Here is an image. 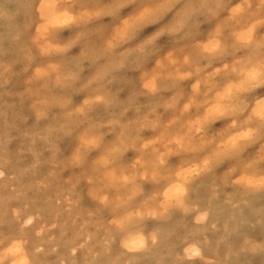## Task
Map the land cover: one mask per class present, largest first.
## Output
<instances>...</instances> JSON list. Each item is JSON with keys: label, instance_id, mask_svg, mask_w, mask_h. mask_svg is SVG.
I'll list each match as a JSON object with an SVG mask.
<instances>
[{"label": "rangeland", "instance_id": "374dc122", "mask_svg": "<svg viewBox=\"0 0 264 264\" xmlns=\"http://www.w3.org/2000/svg\"><path fill=\"white\" fill-rule=\"evenodd\" d=\"M115 1L117 2L107 0L108 3L117 5L115 9L109 8V13L108 8L103 6L104 0L0 1V48L3 47L0 49V264H52L53 259L55 264H192L193 261L198 264H264V192L257 189L259 187L249 185L264 175V170L258 166L264 163V143L259 137L256 141L236 139L235 142L241 147H233L236 129L242 126L246 129L247 117L242 121L246 124H229L223 130L217 129L215 136L207 131L209 127H216L219 118H231L235 114L236 117L242 116L248 108L247 103L237 97L242 94L247 72L256 66L258 68L262 61L264 62V33L260 31L264 28V12L259 7L261 0H217L214 6L206 7L201 14L191 13L186 20L174 17L175 13L170 5H173L175 0H119L117 4ZM41 4L44 5L43 9ZM250 5L257 6L249 7ZM103 9L106 13H103ZM161 9L168 12L164 17L156 18ZM5 16L9 17L8 27L5 26L8 22ZM53 27L54 30H51ZM86 32L88 34H85ZM209 40L212 41L213 47L218 49L215 53L205 51V44H208ZM195 50L198 53L195 54ZM122 52L125 55H122ZM222 59L227 63H220ZM246 60H249L247 66ZM209 82L214 87L209 86ZM230 92V95L235 92L234 96H229ZM230 98L234 104L229 103ZM221 100L222 102H219ZM243 106L245 109L242 110ZM252 107H256L255 103ZM137 110L139 112L136 113ZM145 115L148 116L144 118ZM171 120H176V123ZM233 125H236V129ZM165 126L168 130H164ZM233 128L235 130H232ZM222 131L228 135L225 133L224 136ZM81 133H84V138ZM197 138H205V141L198 142ZM231 139L233 141H230ZM198 143L199 145L194 146ZM192 150L194 152H191ZM215 157L217 159H214ZM220 158L223 159L219 161ZM171 161L176 163L172 164ZM117 165L119 168H116ZM96 166H102L98 167V172ZM167 169L170 170L166 171ZM227 171L232 172L228 175L230 172ZM133 173L139 175L136 180ZM162 173H169L170 176L166 175L165 178ZM123 179H126V182ZM240 181L242 182L238 184ZM171 185H184V198L182 195L178 198L167 197L166 190ZM116 207L118 209L115 211ZM56 208L60 211L57 212ZM33 214H36L34 219ZM94 229H98V233ZM153 229L157 230L153 232ZM6 235L20 236L22 239L10 247L5 243ZM135 236L143 239L146 237V248L130 251L129 247H126L129 240ZM113 241L114 243H111ZM194 247L201 250L199 256L190 255ZM17 248L27 254L29 252L28 261L23 260ZM154 254H157L156 257Z\"/></svg>", "mask_w": 264, "mask_h": 264}, {"label": "bare ground", "instance_id": "6f19581e", "mask_svg": "<svg viewBox=\"0 0 264 264\" xmlns=\"http://www.w3.org/2000/svg\"><path fill=\"white\" fill-rule=\"evenodd\" d=\"M0 1H1V0H0ZM14 1H15V0H14ZM65 1H66V0H65ZM118 1H119V0H117V2H118ZM130 1H131V0H130ZM216 1H217V0H175V1H173V2H175V3H174L173 5H170V7H171V10H173L174 13H175L174 17L177 16L178 19L182 17L183 19L186 20L187 18H189V17L191 16V13H196V12H197V14H201V11H203L206 7H212V6H214V3H215ZM58 2H59V1H58ZM58 2H57V3H58ZM115 2H116V1H115ZM117 2H116V4H117ZM166 2H167V1H166ZM246 2H247V1H246ZM15 3H16V2H15ZM60 3L62 4V3H64V2H60ZM124 3H125V2H124ZM55 4H56V3H55ZM119 4H120V3H119ZM162 4H163V3H162ZM120 5H121V4H120ZM120 5H119V6H120ZM160 5H161V4H160ZM13 6H14V5H13ZM17 6H18V4H17ZM61 6H62V5H61ZM119 6H118V7H119ZM144 6H145V5H144ZM5 7H6V6H5ZM8 7L10 8V6H8ZM19 7H20V6H19ZM70 7H71V5H70ZM61 8L63 9V7H61ZM61 8H60V9H61ZM81 8H82V7H81ZM156 8H157V7H156ZM11 9H12V7H11ZM16 9H17V8H16ZM66 9H68V8L66 7ZM88 9H90V8H88ZM100 9H101V8H100ZM100 9H99V10H100ZM104 9H105V8H104ZM104 9H103V11H104ZM29 10H31V8H30ZM96 10H97V9H96ZM108 10H109V8H108ZM155 10H156V9H155ZM161 10H162V9H161ZM161 10L159 11V14H158V16H157L156 18L159 17V19H160L161 17H164V15L168 12V10H166V9H165V10H162V11H161ZM77 11H78V10H77ZM77 11H76V12H77ZM79 11H80V9H79ZM86 11H87V10H86ZM88 11L91 12L90 10H88ZM105 11H106V9H105ZM105 11H104L103 13H106V12H107V11H106V12H105ZM208 11L210 12V10H208ZM211 11H212V10H211ZM0 12H1V10H0ZM2 12H4V11L2 10ZM6 12H7V11H6ZM6 12H5V14H6ZM28 12H29V11H28ZM68 12H70V11H68ZM68 12H67V13H68ZM76 12H75V13H76ZM109 12H111V10H109L108 13H109ZM26 13H27V12H26ZM60 13H61V12H60ZM65 13H66V11H65ZM92 13H94V12H92ZM108 13H107V14H108ZM28 14H29V13H28ZM70 14H71V13H70ZM72 14H73V13H72ZM101 14H102V12H101ZM107 14H106V15H107ZM180 14H181V15H180ZM211 14H212V13H211ZM6 15H7V14H6ZM14 15H17V14H14ZM102 15H103V14H102ZM110 15H111V13H110ZM145 15L147 16V14H145ZM148 15H149V14H148ZM213 15H214V14H212V16H213ZM8 16H9V15H8ZM8 16H7V17H8ZM11 16H12V15H11ZM75 16H77V15H75ZM100 16H101V15H100ZM100 16H99V17H100ZM152 16H153V15H152ZM179 16H180V17H179ZM2 17H3V16H1V18H2ZM5 17H6V16H5ZM7 17H6L5 20L8 21V22H7V24H5V26L7 25V27H8V26H9V25H8L9 20H7ZM70 17H72V16H70ZM97 17H98V16H97ZM97 17H96V18H97ZM99 17H98V18H99ZM134 17H135V16H134ZM8 18H9V17H8ZM90 18H91V17H90ZM3 19H4V18H3ZM15 19H16V17H15ZM88 19H89V18H88ZM92 19H94V18H92ZM109 19H110V18H109ZM143 19H144V18H143ZM143 19H142V20H143ZM149 19H150V18H149ZM12 20H13V19H12ZM17 20H19V19H17ZM90 20H91V19H90ZM150 20H151V19H150ZM156 20H158V19H156ZM3 21H4V20H3ZM14 21H15V20H14ZM86 21H87V20H86ZM143 21H144V20H143ZM146 21L148 22L147 19H146ZM140 22H141V21H140ZM149 22H150V21H149ZM154 22H155V21H154ZM0 23H1V22H0ZM18 23H19V22H18ZM22 23H23V22H22ZM69 23H70V22H68V24H69ZM73 23H74V21H73ZM176 23H177V22H176ZM256 23H257V22H256ZM16 24H17V23H16ZM136 24H137V22H136ZM144 24H145V22H144ZM144 24H143V26H144ZM151 24H152V23H151ZM174 24H175V23H174ZM177 24H179V23H177ZM3 25H4V24H3ZM3 25H2V26H3ZM14 25H15V24H14ZM30 25H31V24H30ZM69 25H70V24H69ZM80 25H81V24H80ZM80 25H79V26H80ZM87 25H88V24H87ZM179 25H180V24H179ZM0 26H1V25H0ZM5 26H4V27H5ZM17 26H18V25H17ZM26 26H27V24H26ZM26 26H25V27H26ZM63 26H65V25L63 24ZM70 26H71V25H70ZM72 26H73V25H72ZM75 26H77V25H75ZM81 26H83V24H82ZM84 26H85V24H84ZM143 26H142V27H143ZM10 27H12V26H10ZM15 27H16V26H14V29H15ZM48 27H49V26H48ZM51 27H52V26H51ZM58 27H59V26H58ZM95 27H96V26H95ZM132 27H134V26H132ZM217 27H218V25L216 26V28H217ZM54 28H55V27H53L51 30H54ZM59 28H61V26H60ZM78 28H79V27H78ZM135 28H136V27H135ZM135 28H134V29H135ZM173 28H174V27H173ZM175 28H176V27H175ZM175 28H174V29H175ZM180 28H181V26H180ZM216 28H215V29H216ZM251 28H252V27H251ZM3 29H4V28H3ZM9 29H10V28H9ZM12 29H13V27H12ZM56 29H57V28H56ZM94 29H95V28H94ZM94 29H93V30H94ZM96 29H97V28H96ZM99 29H100V28H99ZM99 29H98V30H99ZM114 29H115V28H114ZM116 29H117V28H116ZM169 29H170V28H169ZM174 29H173V30H174ZM215 29H214V30H215ZM218 29H219V28H218ZM218 29H217V30H218ZM25 30H26V29H25ZM27 30H28V29H27ZM81 30H82V29H81ZM98 30H97V31H98ZM126 30H127V29H126ZM135 30H136V29H135ZM137 30H139V29H137ZM161 30H163V29H161ZM177 30H178V29H177ZM177 30H176V31H177ZM217 30H216V31H217ZM251 30H252V29H251ZM13 31H14V30H13ZM116 31H117V30H116ZM118 31H119V30H118ZM159 31H160V30H159ZM174 31H175V30H174ZM216 31H215V32H216ZM7 32H8V31H7ZM20 32H21V31H20ZM25 32H26V31H25ZM48 32H50V31H48ZM48 32H47V34H48ZM94 32H96V31H94ZM113 32H114V31H113ZM131 32H132V31H131ZM162 32H163V31H162ZM215 32H214V33H215ZM9 33H11V32H9ZM15 33H16V31H15ZM15 33H14V34H15ZM17 33H18V32H17ZM27 33H28V32H27ZM77 33H78V32H77ZM82 33H83V31H82ZM96 33H97V32H96ZM129 33H130V29H129ZM134 33H135V32H134ZM157 33H158V32H157ZM164 33H166V32H164ZM168 33H170V32H168ZM175 33H176V32H175ZM217 33L219 34V32H217ZM236 33H237V32H236ZM248 33H249V32H248ZM4 34H6V33H4ZM85 34H88V33L86 32ZM159 34H160V33H159ZM171 34H172V33H171ZM218 34H216V35H218ZM19 35H20V34H19ZM26 35H27V34L25 33V36H26ZM109 35H110V34H109ZM132 35H133V33H132ZM154 35H155V34H154ZM157 35H158V34H157ZM230 35H231V34H230ZM2 36L4 37V35H2ZM95 36H96V35H95ZM116 36H117V35H116ZM127 36H128V35H127ZM127 36H126V38H127ZM249 36H252V35H249ZM28 37H30V36H28ZM74 37H75V36H74ZM111 37H112V36H111ZM152 37H153V36H152ZM190 37H191V36H190ZM6 38H7V37H6ZM43 38H44V41H45V37H43ZM43 38H42V40H43ZM72 38H73V37H72ZM78 38H79V37H78ZM85 38H86V37H85ZM85 38H84V39H85ZM95 38H96V37H95ZM130 38H131V36H130ZM155 38H156V37H155ZM182 38H183V37H182ZM0 39H1V38H0ZM7 39H8V38H7ZM46 39H47V38H46ZM153 39H154V38H153ZM173 39H174V38H173ZM210 39H211V38H210ZM216 39H217V38H216ZM249 39H250V38H249ZM249 39H248V40H249ZM252 39H253V38H252ZM2 40H3V39H2ZM20 40H22V39H20ZM24 40H25V39H24ZM77 40H78V39H77ZM107 40H108V39H107ZM122 40H124V37L122 38ZM211 40H212V39H211ZM217 40H218V39H217ZM260 40H261V39H260ZM8 41H9V40H8ZM22 41H23V40H22ZM25 41H26V40H25ZM108 41H109V40H108ZM145 41H147V40H145ZM154 41H155V40H154ZM171 41H172V39H171ZM173 41H174V40H173ZM177 41H178V40H177ZM249 41H250V40H249ZM74 42H75V41H74ZM105 42H106V41H105ZM149 42H150V41H149ZM152 42H153V41H152ZM168 42H169V41H168ZM2 43H3V41H2ZM10 43H12V42H10ZM25 43H26V42H25ZM41 43H42V42H41ZM84 43H85V42H84ZM86 43H87V42H86ZM119 43H120V42H119ZM119 43H118V44H119ZM153 44H154V43H153ZM196 44H197V43H196ZM241 44H242V43H241ZM142 45H144V43H143ZM193 45H195V44H193ZM198 45H199V44H198ZM198 45H197V46H198ZM200 45H202V44H200ZM200 45H199V46H200ZM245 45H246V44H245ZM254 45H255V44H254ZM26 46H27V45H26ZM53 46H54V45H53ZM55 46H56V45H55ZM59 46H60V45H59ZM71 46H72V45H71ZM114 46H115V45H113V47H114ZM117 46H119V45H117ZM139 46H140V45H139ZM190 46H192V45H190ZM195 46H196V45H195ZM7 47H8V46H7ZM60 47H61V46H60ZM65 47H66V46H65ZM69 47H70V46H69ZM69 47H68V48H69ZM107 47H108V46H107ZM107 47H106V48H107ZM2 48H3V47H1L0 49H2ZM68 48H67V49H68ZM72 48H73V47H72ZM110 48H111V47H110ZM136 48H139V47H136ZM136 48H135V49H136ZM141 48H142V46H141ZM183 48H184V47H183ZM190 48H191V47H190ZM196 48H197V47H196ZM218 48H219V47H218ZM242 48H243V47H242ZM5 49H6V47H5ZM9 49H10V48H9ZM11 49H12V48H11ZM13 49H14V48H13ZM67 49H66V50H67ZM111 49H112V48H111ZM111 49H110V50H111ZM142 49H143V48H142ZM142 49H141V51H142ZM177 49H178V48H177ZM215 49H216V48H215ZM249 49H250V48H249ZM30 50H31V49H30ZM34 50H35V49H34ZM86 50H87V49H86ZM126 50H127V51H126ZM126 50H125L126 52L129 51L128 49H126ZM139 50H140V49H139ZM191 50H192V48H191ZM197 50H198V49H197ZM197 50H195V54L198 53ZM216 50H218V49H216ZM10 51H11V50H10ZM35 51H36V50H35ZM100 51H101V50H100ZM125 51H124V52H125ZM136 51H137V50H136ZM193 51H194V48H193ZM6 52H7V51H6ZM81 52H82V50H81ZM107 52H108V51H107ZM126 52H125V53H126ZM132 52H133V50H132ZM210 52H211V51H210ZM9 53H11V52H9ZM35 53H36V52H35ZM64 53H65V52H64ZM66 53H67V52H66ZM122 53H123V52H122ZM128 53H129V52H128ZM84 54H85V53H84ZM101 54L103 55L104 52L101 53ZM172 54H173V53H172ZM172 54H171V55H172ZM47 55H48V54H46V56H47ZM120 55H121V54H120ZM122 55H125V54L123 53ZM34 56H35V54H34ZM84 56H85V55H84ZM98 56H99V55H98ZM200 56H202V55L200 54ZM44 57H45V56H44ZM50 57H51V56H50ZM53 57H54V56H53ZM123 57H124V56H123ZM173 57H174V56H173ZM175 57H176V56H175ZM56 58H57V57H56ZM170 58H171V56H170ZM182 58H183V57H182ZM5 59H6V58H5ZM34 59H36V57H35ZM92 59H94V58H92ZM187 59H188V58H187ZM95 60H96V59H95ZM0 61H1V60H0ZM7 61H8V60H7ZM28 61H29V60H28ZM38 61H39V60H38ZM57 61H58V60H57ZM98 61H99V60H98ZM159 61H160V60H159ZM181 61H182V60H181ZM181 61H180V63H181ZM191 61H192V60H191ZM248 61H249V60H246V66L248 65ZM258 61H259V60H258ZM1 62H2V61H1ZM46 62H47V61H46ZM96 62H97V61H96ZM188 62H189V60H188ZM234 62H235V61H234ZM262 62H263V61H262ZM61 63H62V62H61ZM256 63L260 64L259 62H256ZM28 64H29V63H28ZM45 64H46V63H45ZM48 64H49V63H48ZM56 64H57V63H56ZM62 64H63V63H62ZM117 64H118V62H117ZM185 64H186V63H185ZM191 64H192V63H191ZM258 64H256V65H258ZM75 65H76V64H75ZM119 65H120V64H119ZM187 65H188V64H187ZM225 65H226V64H225ZM230 65H231V64H230ZM251 65H254V64L251 63ZM251 65H250V66H251ZM14 66H15V65H14ZM76 66H77V65H76ZM157 66H159V65H157ZM157 66H156V67H157ZM259 66H260V65H259ZM44 67H45V66H44ZM74 67H75V66H74ZM159 67H160V66H159ZM180 67H181V69H182V66H181V65H180ZM185 67H186V65H185ZM205 67H206V66H205ZM209 67H210V66H209ZM234 67H235V66H234ZM234 67H233V68H234ZM256 67H257V66H256ZM36 68H37V67H36ZM58 68H59V67H58ZM58 68H57V69H58ZM77 68H78V67H76V69H77ZM161 68H162V67H161ZM186 68H187V67H186ZM195 68H196V67H195ZM202 68H204V67H202ZM239 68H240V67H239ZM248 68H249V67H248ZM42 69H43V67H42ZM66 69H67V68H66ZM173 69H174V68H173ZM225 69H226V67H225ZM230 69L233 70V72L235 71V70L232 69V68H230ZM71 70H72V69H71ZM88 70L90 71V69H88ZM176 70L179 71V69H176ZM190 70H192V69H190ZM200 70H202V69H200ZM226 70H227V69H226ZM236 70H237V69H236ZM247 70H248V69H247ZM247 70H246V71H247ZM16 71H17V70H16ZM58 71H59V69H58ZM192 71H194V70H192ZM229 71H230V70H229ZM17 72H18V71H17ZM30 72H31V71H30ZM68 72H69V71H68ZM68 72H67V73H68ZM70 72H71V71H70ZM73 72H74V71H73ZM174 72H175V71H174ZM174 72H173V73H174ZM180 72L182 73V71H180ZM180 72H179V73H180ZM226 72H227V71H226ZM231 72H232V71H231ZM52 73H53V72H52ZM54 73H56V72H54ZM74 73H75V72H74ZM76 73H78V71H77ZM142 73H143V72H142ZM149 73H150V72H149ZM218 73H219V72H218ZM221 73H222V72H221ZM247 73H248V72H247ZM31 74H32V73H31ZM56 74H57V73H56ZM174 74H175V73H174ZM184 74H186V73H184ZM199 74H200V73H199ZM179 75H181V74H179ZM215 75H216V74H215ZM244 75H245V73H244ZM140 76H141V75H140ZM174 76H175V75H174ZM221 76H222V75H221ZM221 76H220V77H221ZM242 76H243V75H242ZM6 77H7V76H6ZM19 77H20V76H19ZM202 77H203V76H202ZM144 78H146V77H144ZM149 78H151V77H149ZM178 78H179V77H178ZM189 78H190V77H189ZM198 78H199V77H198ZM198 78H197V79H198ZM246 78H247V77H246ZM246 78H245V79H246ZM15 79H16V78H15ZM20 79H21V78H20ZM93 79H94V78H93ZM93 79H92V80H93ZM156 79H157V77H156ZM156 79H155L154 81H156ZM183 79H185V78H183ZM200 79H201V78H200ZM211 79H212V78H211ZM24 80H25V79H24ZM76 80H77V79H76ZM76 80H75V81H76ZM145 80H147V79H145ZM149 80H150V79H149ZM161 80H162V79H161ZM166 80H167V79H166ZM174 80H175V79H174ZM198 80H199V79H198ZM198 80H197V82H198ZM212 80H213V79H212ZM221 80H222V79H221ZM11 81H12V80H11ZM19 81H20V80H19ZM19 81H18V82H19ZM88 81H90V80H88ZM168 81H169V80H168ZM175 81H176V80H175ZM180 81H181V79H180ZM208 81H209V79H208ZM215 81H216V80H215ZM23 82H24V81H23ZM213 82H214V81H213ZM89 83H90V82H89ZM154 83H156V82H153V84H154ZM194 83H195V82H194ZM198 83H199V82H198ZM226 83H227V82H226ZM226 83H225V84H226ZM228 83H229V82H228ZM231 83H232V82H231ZM23 84H24V83H23ZM141 84H143V83H141ZM170 84H171V83H170ZM88 85H89V84H88ZM155 85H156V84H155ZM173 85H174V83H173ZM180 85H182V84H180ZM215 85H216V84H215ZM234 85H235V84H234ZM242 85H243V84H242ZM72 86H73V85H72ZM86 86H87V85H86ZM86 86H85V87H86ZM171 86H172V85H171ZM209 86H211V85H210V82H209ZM156 87H158V86H156ZM197 87H198V86H197ZM203 87H205V85H204ZM211 87H214V86L212 85ZM71 88H72V87H71ZM83 88H84V87H83ZM169 88H170V87H169ZM199 88H200V87H199ZM221 88H222V87H221ZM242 88H243V87H242ZM158 89H160V88H158ZM164 89H166V87H165ZM209 89H210V87H209ZM145 90H146V89H145ZM147 90H148V88H147ZM197 90H198V89H197ZM216 90H218V89H216ZM94 91H95V90H94ZM165 91H166V90H165ZM195 91H196V90H195ZM206 91H207V90H206ZM218 91H219V90H218ZM233 91H234V90H233ZM15 92H16V90H15ZM66 92H67V91H66ZM69 92H70V91H69ZM69 92H68V93H69ZM154 92H156V91H154ZM154 92H153V93H154ZM198 92H199V91H198ZM207 92H208V91H207ZM207 92H205V93H207ZM240 92H241V90H240ZM163 93H164V92H163ZM234 93H235V92H234ZM234 93H232L233 95H230V94H231V92H230V93H229V96H234ZM238 93H239V91H238ZM238 93H237V95H238ZM14 94H15V93H14ZM94 94H95V93H94ZM151 94H152V93H151ZM178 94H179V93H178ZM92 95H93V94H92ZM97 95H98V94H97ZM132 95H133V94H131V96H132ZM149 95H150V94H149ZM179 95H180V94H179ZM196 95H197V94H196ZM71 96H72V95H71ZM90 96H91V95H90ZM90 96H89V97H90ZM93 96H94V95H93ZM176 96H177V95H176ZM144 97H145V96H144ZM172 97H173V96H172ZM172 97H171V98H172ZM204 97H205V95H204ZM204 97H203V98H204ZM94 98H95V97H94ZM94 98H93V99H94ZM177 98H180V97H177ZM188 98H189V97H188ZM192 98H193V97H192ZM193 99H194V98H193ZM211 99H212V98H211ZM211 99H210V100H211ZM178 100H179V99H178ZM194 100H195V99H194ZM226 100H228V99H226ZM27 101H28V100H27ZM167 101H168V100H167ZM211 101H214V99L211 100ZM223 101H224V100H223ZM229 101H230V102H229L230 104L233 103V102H231V98L229 99ZM234 101H235V100H234ZM71 102H72V101H71ZM158 102H159V101H158ZM192 102H193V101H192ZM195 102H196V101H195ZM202 102H203V101H202ZM208 102H209V101H208ZM214 102H216V101H214ZM219 102H222V100L219 101ZM97 103H98V102H97ZM99 103H101V102H99ZM188 103H189V102H188ZM190 103H191V102H190ZM211 103H212V102H211ZM211 103H210V104H211ZM227 103H228V101H227ZM27 104H28V103H27ZM104 104H105V103H104ZM107 104H108V103H107ZM157 104H158V103H157ZM185 104H186V103H185ZM193 104H197V103H193ZM233 104H234V103H233ZM233 104H232V105H233ZM235 104H236V103H235ZM129 105H130V104H129ZM129 105H128V106H129ZM148 105H149V104H148ZM151 105H152V104H151ZM153 105H155V104H153ZM176 105H177V104H176ZM200 105H201V104H200ZM236 105H237V104H236ZM95 106H96V105H95ZM157 106H159V105H157ZM197 106H199V105H197ZM197 106H196L195 109H197ZM246 106H247V105H246ZM22 107H23V106H22ZM26 107H27V105H26ZM143 107H144V106H143ZM77 108H78V107H77ZM136 108H137V107H136ZM159 108H162V107H159ZM159 108H158V109H159ZM200 108H201V107H200ZM227 108H228V106H227ZM243 108L245 109V106L241 107L242 110H243ZM69 109L71 110V107H70ZM127 109H128V108H127ZM158 109H157V110H158ZM167 109H168V108H167ZM167 109H166V110H167ZM170 109H173V108H170ZM170 109H169V110H170ZM175 109H176V108H175ZM175 109H173V110H175ZM236 109H237V108H236ZM241 109H240V110H241ZM70 110H69V112H70ZM151 110H152V109H151ZM151 110H150V111H151ZM181 110H182V108H181ZM13 111H14V110H13ZM72 111H73V110H72ZM124 111H125V110H124ZM154 111H155V109H154ZM227 111H228V110H227ZM229 111H230V110H229ZM54 112H55V111H54ZM61 112H62V111H61ZM90 112H91V111H90ZM92 112H93V111H92ZM137 112H139V111L137 110L136 113H137ZM163 112H164V111H163ZM180 112H181V111H180ZM186 112H187V111H186ZM231 112H232V109H231ZM235 112H236V111H235ZM242 112H243V111H242ZM27 113H28V112H27ZM154 113H155V112H154ZM188 113H189V111H188ZM225 113H226V112H225ZM240 113H241V112H240ZM72 114H73V113H72ZM92 114H93V113H92ZM121 114H122V113H121ZM142 114H143V113H142ZM147 114H148V113H147ZM149 114H150V113H149ZM176 114H177V111H176ZM182 114H184V113H182ZM185 114H186V113H185ZM226 114H227V113H226ZM11 115H12V114H11ZM14 115H15V114H14ZM59 115H60V114H59ZM63 115H64V112H63ZM65 115H66V114H65ZM89 115H90V114H89ZM178 115H179V114H178ZM227 115H228V114H227ZM235 115H236V114H235ZM235 115H234V116H235ZM93 116H94V115H93ZM147 116H148V115H147ZM147 116L145 115L144 118H146ZM180 116H183V115H180ZM201 116H202V114H201ZM201 116H200V117H201ZM231 116H233V115H231ZM231 116H230V117H231ZM236 116H237V115H236ZM11 117H12V116H11ZM49 117H50V116H49ZM94 117H95V116H94ZM109 117H110V116H109ZM154 117H155V116H154ZM217 117H219V116H217ZM217 117H213V118H217ZM227 117H228V116H227ZM41 118H43V117H41ZM138 118H139V117H138ZM140 118H141V117H140ZM157 118H158V117H157ZM178 118L181 120V118H180L179 116H178ZM178 118H177V121H178ZM10 119H11V118H10ZM39 119H40V118H39ZM110 119H111V118H110ZM112 119H113V118H112ZM141 119H142V118H141ZM141 119H140V120H141ZM171 119H172V118H171ZM210 119H212V118H210ZM210 119H209V120H210ZM115 120H116V119H115ZM143 120L145 121V119H143ZM149 120H150V118H149ZM38 121H39V120H38ZM92 121H93V120H92ZM136 121H137V119H136ZM136 121H135V122H136ZM171 121H172V120H171ZM175 121H176V120H175ZM175 121H172V123H173V122L176 123ZM189 121H190V120H189ZM205 121H208V120H205ZM205 121H204V122H205ZM43 122H44V121H43ZM117 122H119V121H117ZM141 122H142V121H141ZM187 122H188V121H187ZM190 122H192V120H191ZM208 122H209V121H208ZM247 122H248V121H247ZM9 123H12V122H9ZM63 123H64V122H63ZM132 123L134 124V122H132ZM159 123H160V122H159ZM240 123H241V122H240ZM240 123H239V124H240ZM242 123H243V124H246V123H244V122H242ZM242 123H241V124H242ZM60 124H61V123H60ZM113 124H114V123H113ZM126 124H127V123H126ZM130 124H131V123H130ZM133 124H131V125H133ZM185 124H186V123H185ZM204 124H205V123H204ZM236 124H237V123H236ZM241 124H240V125H241ZM32 125H33V124H32ZM37 125H38V124H37ZM83 125H85V124H83ZM186 125H187V124H186ZM191 125H192V124H191ZM201 125H202V124H201ZM50 126H51V125H50ZM91 126H92V125H91ZM118 126H119V125H117V127H118ZM134 126H135V125H134ZM167 126H168V125H167ZM172 126H174V125H172ZM193 126H194V124H193ZM193 126H192V127H193ZM199 126H200V125H199ZM233 126H234V125H233ZM235 126H236V125H235ZM235 126H234V127H235ZM47 127H48V126H47ZM105 127H106V126H105ZM157 127H159V126H157ZM157 127H156V128H157ZM165 127H166V126H165ZM180 127H181V125H180ZM182 127H183V125H182ZM186 127H187V126H186ZM45 128H46V127H45ZM86 128H87V126H86ZM119 128H120V127H119ZM154 128H155V127H154ZM154 128H153V129H154ZM171 128H172V127H171ZM230 128H231V125H230ZM230 128H228V129H230ZM33 129H35V128H33ZM38 129H39V128H38ZM78 129H79V128H78ZM99 129H100V128H99ZM130 129H131V128H130ZM138 129H139V128H138ZM166 129H167V127H166L164 130H166ZM191 129H192V128H191ZM191 129H190V131H191ZM200 129H202V126H200ZM228 129H226V130L229 131ZM235 129H236V127H235ZM235 129L233 128L232 130H235ZM36 130H37V129H36ZM43 130H46V129L43 128ZM43 130H42V131H43ZM85 130H86V129H85ZM105 130H106V129H105ZM110 130H111V129H110ZM134 130H135V129H134ZM143 130H144V129H143ZM167 130H168V129H167ZM193 130H194V128H193ZM193 130H192V131H193ZM22 131H23V130H22ZM51 131H52V130H51ZM75 131H76V130H75ZM75 131H74V132H75ZM141 131H142V130H141ZM179 131H180V130H179ZM197 131H198V130H197ZM202 131H203V129H202ZM202 131H201V132H202ZM224 131H225V130H224ZM230 131H231V130H230ZM44 132H45V131H44ZM163 132H164V131H163ZM166 132H167V131H166ZM168 132H169V131H168ZM180 132H181V131H180ZM222 132H223V131H222ZM18 133H19V131H18ZM84 133H85V132H84ZM84 133H81L80 135L82 136ZM93 133H94V132H93ZM105 133H106V132H105ZM114 133H115V132H114ZM128 133H129V132H128ZM138 133H139V132H138ZM138 133H137V135H138ZM161 133H162V132H160V134H161ZM177 133H178V132H177ZM189 133H190V132H189ZM191 133H192V132H191ZM196 133H197V132H196ZM202 133H203V132H202ZM223 133H224V132H223ZM225 133L227 134V132H225ZM225 133H224V136H225ZM228 133H229V132H228ZM22 134H23V133H22ZM44 134H45V133H44ZM61 134H62V133H61ZM71 134H72V133H71ZM94 134H95V133H94ZM118 134H119V133H118ZM125 134H126V133H125ZM218 134H219V133H218ZM99 135H100V134H99ZM101 135H102V134H101ZM134 135H135V134H134ZM162 135H163V134H162ZM162 135H161V137L163 138L164 136H162ZM183 135H184V134H183ZM183 135H181V136H183ZM190 135H191V134H190ZM227 135H228V134H227ZM57 136H58V135H57ZM83 136H84V135H83ZM83 136H82V137H83ZM120 136H121V135H120ZM123 136H124V135H123ZM174 136H175V138H176V135H174ZM181 136H179V137H181ZM192 136H193V135H192ZM202 136H204V134H202ZM214 136H215V135H214ZM219 136H221V134H220ZM43 137H44V136H43ZM53 137H54V136H53ZM116 137H117V136H116ZM135 137H136V136H135ZM135 137H134V138H135ZM142 137H143V136H142ZM210 137H211V136H210ZM33 138H34V137H33ZM83 138H84V137H83ZM117 138H118V137H117ZM162 138H161V139H162ZM177 138H178V137H177ZM202 138H203V137H202ZM202 138H200V140H204V139H205V138H204V139H202ZM259 138H260V137H259ZM35 139H36V138H35ZM58 139H59V138H58ZM77 139H79V137H78ZM85 139H86V138H85ZM125 139H126V138H125ZM139 139H140V138L138 137L137 140H139ZM154 139H155V138H154ZM172 139H173V138H172ZM197 139H198V138H197ZM219 139H221V138H219ZM222 139H223V138H222ZM20 140H21V139H20ZM53 140H54V139H53ZM132 140H133V139H132ZM141 140H142V139H141ZM162 140H164V139H162ZM162 140H161V141H162ZM178 140H179V138H178ZM200 140L198 139V142H199ZM209 140H210V139H209ZM211 140H212V139H211ZM237 140H238V139H237ZM237 140H236V141H237ZM239 140H240V139H239ZM244 140H245V139H244ZM249 140H250V139H249ZM256 140H257V139H256ZM256 140H255V141H256ZM38 141H39V140H38ZM192 141H193V140H192ZM204 141H205V140H204ZM212 141H213V140H212ZM230 141H233V140L231 139ZM241 141H242V139H241ZM47 142H48V141H47ZM49 142H50V141H49ZM54 142H55V141H54ZM116 142H118V141H116ZM116 142H115V143H116ZM127 142H128V140H127ZM133 142H134V140L132 141V143H133ZM136 142H137V141H136ZM159 142H160V141H159ZM238 142H240V141H238ZM33 143H34V142H33ZM69 143H70V142H69ZM113 143H114V142H113ZM123 143H124V142H123ZM156 143H157V142H156ZM166 143H167V142H166ZM210 143H211V142H210ZM215 143H216V142H215ZM243 143H244V142H243ZM34 144H35V143H34ZM60 144H61V143H60ZM116 144H117V143H116ZM158 144H159V143H158ZM176 144H177V143H176ZM176 144H175V145H176ZM207 144H209V142H207ZM11 145H12V144H11ZM17 145H18V144H17ZM44 145H45V144H44ZM44 145H43V146H44ZM68 145H69V144H68ZM100 145H101V142H100ZM100 145H99V146H100ZM109 145H111V144H109ZM135 145H136V144H135ZM153 145H155V144H153ZM189 145H190V144H189ZM195 145L197 146V145H199V143H198V144H194V146H195ZM204 145H206V143H205ZM9 146H10V145H9ZM48 146H49V145H48ZM99 146H98V147H99ZM115 146H116V145H115ZM117 146H118V145H117ZM128 146H129V145H128ZM148 146H149V145H148ZM211 146H212V145H211ZM34 147H36V146H34ZM89 147H90V146H89ZM136 147H137V146H136ZM164 147H165V144H164ZM175 147H176V146H174V148H175ZM181 147H182V146H181ZM183 147H184V146H183ZM188 147H189V146H188ZM188 147H187V148H188ZM198 147H199V146H198ZM202 147H203V146H202ZM202 147H201V148H202ZM49 148H50V146H49ZM76 148H77V147H76ZM90 148H91V147H90ZM99 148H100V147H99ZM99 148H97V149H99ZM104 148H105V147H104ZM108 148H109V147H108ZM127 148H128V147H127ZM150 148H151V147H150ZM189 148H190V147H189ZM79 149H80V148H79ZM92 149H93V148H92ZM105 149H106V148H105ZM131 149H132V148H131ZM134 149H135V148H134ZM154 149H155V148H154ZM229 149H230V148H229ZM232 149L234 150L233 147H232ZM261 149H262V147L260 148V150H261ZM74 150H75V149H74ZM89 150H90V149H89ZM89 150H88L87 152H89ZM103 150H104V149H103ZM135 150H136V149H135ZM138 150H139V148H138ZM155 150H156V149H155ZM157 150H158V149H157ZM167 150H168V149H167ZM173 150H174V149H173ZM179 150H180V149H179ZM179 150H178V151H179ZM198 150H200V149H198ZM201 150H202V149H201ZM209 150H210V149H209ZM233 150H232V151H233ZM82 151H83V150H82ZM136 151H137V150H136ZM178 151H175V152L178 153ZM180 151H181V150H180ZM186 151L188 152L189 150H186ZM196 151H197V149L195 150V152H196ZM230 151H231V149H230ZM238 151H239V150H238ZM257 151H259V150H257ZM46 152H47V151H46ZM119 152H120V151H119ZM123 152H124V151H123ZM138 152L141 153V151H138ZM149 152H150V150H149ZM153 152H154V151H153ZM156 152H157V151H156ZM164 152H165V150H164ZM182 152H183V151H182ZM191 152H194V151L192 150ZM226 152H228V150H227ZM103 153H104V152H103ZM115 153H116V152H115ZM147 153H148V152H147ZM167 153H168V152H167ZM169 153H170V152H169ZM171 153H172V151H171ZM173 153H174V152H173ZM206 153H207V152H206ZM232 153H233V152H232ZM235 153H236V150H235ZM235 153H234V154H235ZM25 154H27V153H25ZM52 154H53V153H52ZM57 154H58V153H57ZM117 154H118V153H117ZM121 154H122V153H121ZM148 154H150V153H148ZM154 154H155V153H154ZM175 154H176V153H175ZM226 154H227V153H226ZM226 154H225V155H226ZM262 154H263V153H262ZM10 155H11V154H10ZM71 155H72V153H71ZM141 155H142V154H141ZM141 155H140V156H141ZM144 155H146V154H144ZM152 155H153V154H152ZM155 155H156V154H155ZM207 155H208V154H207ZM218 155H219V154H218ZM218 155H216V156H218ZM225 155H224V157H225ZM232 155H233V154H232ZM232 155H231V156H232ZM260 155H261V154H260ZM116 156H118V155H116ZM140 156H139V157H140ZM153 156H154V155H153ZM156 156H157V155H156ZM208 156H211V155H208ZM219 156H222V155L220 154ZM219 156H218V158H219ZM262 156H263V155H262ZM70 157H71V156H70ZM86 157L88 158V155H87ZM86 157H85V159H86ZM101 157H102V156H101ZM120 157H121V155H120ZM120 157H119V158H120ZM165 157H167V156L165 155ZM165 157H164V158H165ZM222 157H223V156H222ZM257 157H258V155H257ZM263 157H264V156H263ZM117 158H118V157H117ZM141 158H142V157H141ZM150 158H151V157H150ZM225 158H226V157H225ZM225 158H224V159H225ZM155 159H156V157H155ZM155 159H154V160H155ZM165 159H166V158H165ZM214 159H217V158L215 157ZM221 159H223V158H220L219 161H221ZM255 159H256V158H255ZM261 159H262V157H261ZM156 160H157V159H156ZM198 160H199V159H198ZM28 161H29V160H28ZM43 161H44V160H43ZM64 161H67V160H64ZM93 161H94V160H93ZM162 161H163V160H162ZM252 161H253V160H252ZM36 162H37V161H36ZM38 162H39V161H38ZM48 162H49V161H48ZM74 162H75V161H74ZM138 162H139V161H138ZM145 162H146V161H145ZM145 162H144V163H145ZM148 162H149V161H148ZM148 162H147V163H148ZM156 162H158V161H156ZM208 162H210V161H208ZM248 162H249V161H248ZM49 163H51V162H49ZM66 163H67V162H66ZM68 163H69V162H68ZM85 163H86V162H85ZM114 163H116V160H115ZM147 163H146V164H147ZM188 163H189V162H188ZM195 163H196V162H195ZM63 164H64V163H63ZM91 164H92V162H91ZM112 164H113V163H112ZM150 164H151V162H150ZM163 164H164V161H163ZM183 164H184V163H183ZM185 164L187 165V163H185ZM251 164H253V163H251ZM251 164H248V166L251 165ZM46 165H47V164H46ZM57 165H58V164H57ZM85 165H86V164H85ZM148 165H149V164H148ZM29 166H30V165H29ZM29 166H28V167H29ZM35 166H36V165H35ZM62 166H63V165H62ZM64 166H66V165H64ZM64 166H63V167H64ZM111 166H112V165H111ZM111 166H110V167H111ZM133 166H134V165H133ZM160 166H162V165H160ZM207 166H208V164H207ZM207 166H206V167H207ZM244 166H245V165H244ZM248 166H247V167H248ZM36 167H37V166H36ZM44 167H45V166H44ZM55 167H57V166H55ZM77 167H78V166H77ZM77 167H76V168H77ZM98 167H99V166H98ZM98 167L96 166V169H97L96 172H98ZM100 167H102V166H100ZM100 167H99V168H100ZM144 167H145V166H144ZM157 167H158V166H157ZM180 167H181V165H180ZM183 167H184V166H183ZM208 167H209V166H208ZM208 167H207V169H208ZM247 167H246V168H247ZM61 168H62V167H61ZM66 168H68V166H67ZM90 168H91V167H90ZM92 168H93V166H92ZM116 168H119L118 165H117ZM136 168H138V167H136ZM146 168H147V167H146ZM161 168H164V167H161ZM161 168H160V169H161ZM201 168H202V167H201ZM244 168H245V167H244ZM246 168H245V169H246ZM36 169H37V168H36ZM36 169H35V170H36ZM40 169H41V168H40ZM70 169H71V168H70ZM77 169H79V168H77ZM107 169L109 170L108 167H107ZM131 169H132V168H131ZM133 169H135V168H133ZM139 169H140V168H139ZM139 169H138V170H139ZM141 169H142V168H141ZM179 169H180V168H179ZM245 169H244V171H246ZM86 170H87V169H86ZM86 170H85V171H86ZM90 170H92V169H90ZM103 170H104V169H103ZM116 170H117V169H116ZM116 170H115V171H116ZM149 170H150V169H149ZM169 170H170V169H169ZM169 170L167 169L166 171H169ZM195 170H196V169H195ZM47 171H48V170H47ZM50 171H51V170H50ZM65 171H66V170H65ZM92 171H93V170H92ZM117 171H118V170H117ZM119 171H121V170H119ZM159 171H160V170H159ZM200 171H202V170H200ZM206 171H208V170H206ZM233 171H234V170H233ZM252 171H254V170H252ZM252 171H251V172H252ZM94 172H95V171H94ZM122 172H123V171H122ZM135 172H136V171H135ZM139 172H140V171H139ZM150 172H151V171H150ZM150 172H149V173H150ZM164 172H165V171H164ZM227 172H230V171H227ZM231 172H232V171H231ZM231 172L228 173V175H230ZM241 172H242V170H241ZM247 172H248V171H247ZM254 172H255V171H254ZM24 173H25V172H24ZM64 173H65V172H64ZM87 173H88V171H87ZM117 173H118V172H117ZM149 173H148V174H149ZM165 173H166V172H165ZM172 173H173V172H172ZM198 173H199V172H198ZM25 174H26V173H25ZM33 174H34V173H33ZM70 174H71V173H70ZM94 174H95V173H94ZM94 174H93V175H94ZM120 174H121V173H120ZM120 174H119V177H120ZM133 174H134V173H133ZM162 174H163V176L165 175L164 173H162ZM193 174H194V173H193ZM240 174H241V173H240ZM249 174H250V173H249ZM256 174H257V172H256ZM258 174H259V173H258ZM46 175H47V174H46ZM61 175H62V174H61ZM73 175H74V174H73ZM96 175H98V173H97ZM102 175H103V174H102ZM102 175H101V176H102ZM115 175H116V172H115ZM166 175L170 176L169 173L166 174ZM166 175H165V178H166ZM194 175H195V174H194ZM241 175H242V174H241ZM247 175H248V174H247ZM254 175H255V173H254ZM261 175H262V174H261ZM34 176H35V175H34ZM74 176H75V175H74ZM78 176H79V175H78ZM117 176H118V175H117ZM123 176H124V175H123ZM135 176H136V175L134 174L133 177H135ZM137 176H139V175H137ZM137 176L135 177V180H136ZM148 176H149V175H148ZM185 176L187 177V175H185ZM16 177H17V176H16ZM57 177H59V175H58ZM88 177H89V176H88ZM97 177H98V176H97ZM102 177H103V176H102ZM102 177H101V178H102ZM108 177H109V176H108ZM126 177H127V176H126ZM128 177H130V176H128ZM29 178H30V177H29ZM36 178H37V177H36ZM44 178H45V177H44ZM99 178H100V177H99ZM146 178L149 179V178L147 177V175H146ZM151 178H152V177H151ZM191 178H192V174H191ZM191 178H190V179H191ZM248 178H249V177H248ZM26 179H27V178H26ZM68 179H69V178H68ZM112 179H113V178H112ZM171 179H172V178H171ZM252 179H253V178H252ZM35 180H36V179H35ZM35 180H33V182H34ZM66 180H67V179H66ZM123 180H124V179H123ZM125 180H126V179H125ZM125 180H124V181H125ZM159 180H161V177H160ZM159 180H158V181H159ZM164 180H165V179H164ZM167 180H168V179H167ZM173 180H174V179H173ZM248 180H249V179H248ZM19 181H20V180H19ZM46 181H47V180H46ZM59 181H60V180H59ZM59 181H58V183H59ZM120 181H121V180H120ZM120 181H119V182H120ZM158 181H156V182H158ZM187 181H189V180H187ZM39 182H40V181H39ZM39 182H38V183H39ZM42 182H43V181H42ZM44 182H45V181H44ZM52 182H53V181H52ZM61 182H62V181H61ZM63 182H64V181H63ZM66 182H67V181H66ZM78 182H79V181H78ZM112 182H113V181H112ZM119 182H118V183H119ZM125 182H126V181H125ZM154 182H155V181H154ZM156 182H155V183H156ZM165 182H166V180H165ZM173 182H174V181H173ZM241 182H242V181L238 182V184L241 183ZM17 183H18V182H17ZM38 183H37V184H38ZM103 183H104V182H103ZM113 183H114V182H113ZM115 183H116V182H115ZM118 183H116V184H118ZM120 183H121V182H120ZM170 183H172V182H170ZM184 183H185V182H184ZM186 183H187V182H186ZM236 183H237V182H236ZM259 183H260V179L253 181L251 184L249 183V185H251V186H253V187H259ZM19 184H20V183H19ZM19 184H18V185H19ZM48 184H50V183H48ZM78 184H79V183H78ZM129 184H130V183H129ZM135 184H136V183H135ZM168 184H169V182H168ZM233 184H234V182H233ZM26 185H27V184H26ZM28 185H29V184H28ZM55 185H56V183H55ZM70 185H71V184H70ZM101 185H102V184H101ZM230 185H231V184H230ZM12 186H14V185H12ZM21 186H22V185H21ZM23 186H24V185H23ZM34 186H35V185H34ZM37 186H39V185H37ZM57 186H58V184H57ZM118 186H121V185H118ZM126 186H127V185H126ZM166 186H167V185H166ZM27 187H28V186H27ZM40 187H42V186H40ZM234 187H238V186H234ZM13 188H14V187H13ZM32 188H33V187H32ZM32 188H31V189H32ZM44 188H45V187H44ZM55 188H57V187H55ZM70 188H71V187H70ZM114 188H115V187H113L112 189L114 190ZM129 188H130V187H129ZM139 188H140V187H139ZM184 188H185L184 185H183L182 187H181L180 185H171L170 187L167 188V190H166V195H167V197H169V198H178L180 195H182V197H183ZM240 188H241V190L243 191V188H242L241 186H240ZM47 189H48V188H47ZM58 189H59V188H58ZM66 189H67V187H66ZM71 189H72V188H71ZM118 189H119V187H118ZM210 189H211V188H210ZM257 189H259V188H257ZM24 190H25V189H24ZM72 190H73V189H72ZM126 190H127V189H126ZM185 190H186V189H185ZM211 190H212V189H211ZM249 190H250V189H248L247 192H249ZM253 190H254V189H253ZM25 191H26V190H25ZM39 191H40V190H39ZM55 191H56V190H55ZM55 191H54V193H55ZM59 191H60V190H59ZM78 191H79V190H78ZM115 191H116V190H115ZM120 191H121V190H120ZM186 191H187V190H186ZM22 192H23V191H22ZM52 192H53V191H52ZM70 192H71V191H70ZM80 192H81V191H80ZM116 192H117V191H116ZM118 192H119V190H118ZM245 192H246V191H245ZM251 192H252V191H251ZM11 193H12V192H11ZM43 193H44V191H43ZM58 193H59V192H58ZM72 193H73V192H72ZM154 193H155V192H154ZM185 193H186V192H185ZM252 193H253V192H252ZM37 194H38V193H37ZM48 194H49V193H48ZM74 194H75V193H74ZM87 194H88V192H87ZM127 194H128V193H127ZM211 194L214 196L215 193L213 194V192H212ZM158 195H159V194H158ZM212 195H211V196H212ZM45 196H46V195H45ZM51 196H52V195H51ZM68 196L70 197V195H68ZM125 196H128V195H125ZM184 196H185V194H184ZM211 196H210V197H211ZM226 196H227V195H226ZM226 196H225V197H226ZM11 197H12V196H11ZM60 197H61V196H60ZM122 197H123V195H122ZM155 197H156V194H155ZM214 197H215V196H214ZM227 197H228V196H227ZM43 198H44V197H43ZM53 198H54V197H53ZM152 198H154V197H152ZM183 198H184V197H183ZM18 199H20V198H18ZM44 199H45V198H44ZM51 199H52V198H51ZM55 199H56V198H55ZM71 199H72V198H71ZM81 199H82V198H81ZM11 200H12V199H11ZM63 200H64V199H63ZM73 200H74V199H73ZM75 200H76V199H75ZM144 200H145V199H144ZM182 200H183V199H182ZM208 200H209V199H208ZM230 200H231V199H230ZM145 201H147V200H145ZM211 201H212V200H211ZM149 202H151V201H149ZM149 202H148V204H149ZM153 202H154V200H153ZM223 202H226V201H223ZM231 202H232V201H231ZM242 202H243V201H242ZM5 203H6V202H5ZM81 203H82V202H81ZM162 203H163V202H162ZM183 203H184V202H183ZM244 203H245V202H244ZM110 204L113 205V203H110ZM142 204H143V203H142ZM153 204H154V203H153ZM184 204H185V203H184ZM111 205H110V206H111ZM140 205H141V204H140ZM182 205H183V204H182ZM182 205H181V206H182ZM185 205H186V204H185ZM206 205H207V204H206ZM208 205H209V204H208ZM231 205H232V204H231ZM235 205H236V204H235ZM64 206H65V205H64ZM78 206H79V205H78ZM174 206H175V205H174ZM174 206H173L172 208H174ZM187 206H188V205H187ZM6 207H7V206H6ZM64 208H65V207H64ZM112 208H114V207L112 206ZM143 208H145V207H143ZM143 208H142V209H143ZM149 208H150V207H149ZM187 208H188V207H187ZM192 208H193V206H192ZM195 208H196V206H195ZM195 208H194V209H195ZM231 208H232V207H231ZM54 209H55V208H54ZM58 209H59V208H56L57 212L60 211V210H58ZM117 209H118V207H116V209H114V210L116 211ZM140 209H141V208H140ZM147 209H148V208H147ZM156 209H157V208H156ZM168 209H170V208H168ZM175 209H177V208H175ZM182 209H183V208H182ZM190 209H191V208H190ZM190 209H189V210H190ZM5 210H6V209H5ZM13 210H14V209H13ZM114 210H113V211H114ZM148 210H149V209H148ZM183 210H184V209H183ZM191 210H192V209H191ZM41 211H42V210H41ZM111 211H112V209H111ZM142 211H145V210H142ZM166 211H167V210H166ZM179 211H180V209H179ZM232 211H233V209H232ZM38 212H40V211H38ZM57 212H56V214H57ZM180 212H181V211H180ZM189 212H190V211H189ZM191 212H192V211H191ZM199 212H200V211H199ZM51 213H52V212H51ZM59 213H60V212H59ZM65 213H66V212H65ZM96 213H97V212H96ZM112 213L114 214V212H112ZM115 213H116V212H115ZM162 213H163V212H162ZM166 213H167V212H166ZM181 213H182V212H181ZM184 213H185V212H184ZM186 213H188V212L186 211ZM201 213H202V212H201ZM238 213H239V212H238ZM238 213H237V214H238ZM1 214H2V213H1ZM38 214H39V213H38ZM40 214H41V213H40ZM99 214H100V213H99ZM5 215H6V213H5ZM17 215H18V214H17ZM35 215H36V214H33V219H34ZM54 215H55V212H54ZM54 215H52V216H54ZM65 215H66V214H65ZM101 215H102V214H101ZM204 215H205V213H204ZM207 215H208V214H207ZM257 215H258V214H257ZM1 216H2V215H1ZM31 216H32V215H31ZM43 216H44V215H43ZM62 216H63V215H62ZM104 216H105V215H104ZM164 216L167 217V214L164 213ZM168 216H169V215H168ZM181 216H182V215H181ZM228 216H231V215L228 214ZM39 217H41V216L39 215ZM58 217H59V216H58ZM67 217H68V216H67ZM143 217H145V216H143ZM160 217H161V216H160ZM162 217H163V216H162ZM193 217H194V216H193ZM247 217H248V216H247ZM12 218H13V216H12ZM35 218H36V217H35ZM48 218H49V217H48ZM55 218L57 219V217H55ZM63 218H64V217H63ZM69 218H70V217H69ZM69 218H68V219H69ZM71 218H72V217H71ZM73 218H74V217H73ZM77 218H78V217H77ZM244 218H245V217H244ZM41 219H42V218H41ZM161 219H162V218H160V220H161ZM167 219H168V217H167ZM229 219H230V217H229ZM258 219H259V218H258ZM5 220H6V219H5ZM52 220H53V218H52ZM93 220H94V219H93ZM162 220H163V219H162ZM60 221H61V220H60ZM72 221H73V220H72ZM75 221H76V218H75ZM98 221H99V220H98ZM100 221H101V220H100ZM182 221H183V219H182ZM225 221H227V220H225ZM257 221H258V220H257ZM4 222H6V221H4ZM13 222H14V220H13ZM65 223H66V222H65ZM77 223H78V222H77ZM178 223H179V222H178ZM224 223H225V222H224ZM240 223H241V222H240ZM256 223H257V222H256ZM8 224H9V223H8ZM56 224H57V223H56ZM78 224H79V223H78ZM104 224H105V223H104ZM214 224H215V223H214ZM11 225H12V223H11ZM176 225H177V223H176ZM183 225H184V222H183ZM2 226H3V225H2ZM8 226H9V225H8ZM107 226H108V225H107ZM177 226H178V225H177ZM222 226H223V224H222ZM225 226H226V225H225ZM66 227L68 228L69 226H66ZM91 227H92V226H91ZM134 227H135V226H133V228H134ZM137 227H138V226H137ZM172 227H176V226H175V225H172ZM235 227H236V226H235ZM52 228H53V227H52ZM73 228H74V227H73ZM75 228H76V227H75ZM93 228H94V227H93ZM181 228H182V227H181ZM194 228H195V227H194ZM233 228H234V227H233ZM134 229H135V228H134ZM182 229H183V228H182ZM224 229H226V228H224ZM235 229H236V228H235ZM260 229H261V228H260ZM61 230H62V229H61ZM86 230H88V229H86ZM103 230H104V229H103ZM131 230H132V229H131ZM155 230H157V229H153V232H154ZM169 230H172V229H169ZM174 230H176V229H174ZM184 230H185V229H184ZM189 230H190V229H189ZM191 230H192V229H191ZM193 230L196 231L195 229H193ZM216 230H217V229H216ZM216 230H215V232H216ZM226 230H227V229H226ZM94 231H97V233H98V229H96V230L94 229ZM160 231H161V229H160ZM185 231H186V230H185ZM194 231H193V232H194ZM201 231L203 232V230H201ZM227 231H228V230H227ZM61 232H62V231H61ZM74 232H75V230H74ZM82 232H83V231H82ZM140 232H141V228H140V230H139V233H140ZM153 232H152V233H153ZM166 232H167V231H166ZM168 232H169V231H168ZM213 232H214V231H213ZM18 233H19V232H18ZM22 233H23V232H22ZM24 233H26V232L24 231ZM69 233H70V232H69ZM75 233H76V232H75ZM113 233H114V232H113ZM135 233H136V232H135ZM149 233H150V232H149ZM169 233L172 234L171 232H169ZM223 233H224V232H223ZM65 234H66V233H65ZM166 234H167V233H166ZM166 234H165V235H166ZM174 234H175V233H174ZM196 234H198V231H197ZM201 234H202V233H201ZM224 234H225V233H224ZM72 235H73V234H72ZM90 235H91V234H90ZM129 235H132V234H129ZM140 235H141V234H140ZM191 235H193V234H191ZM21 236H22V234H21ZM147 236H148V235H147ZM159 236H160V235H159ZM161 236H162V235H161ZM187 236H188V235H187ZM24 237H25V236H24ZM97 237H98V236H97ZM176 237H177V236H176ZM120 238H121V237H120ZM145 238H146V237H145ZM145 238H144V239H145ZM147 238H148V237H147ZM185 238H186V237H185ZM192 238H193V237H192ZM21 239H22V237L20 238V236L6 235L5 243L7 242V243H6V244H8L7 246H10V247H11L12 245H14L15 242L17 243V240H21ZM23 239H24V238H23ZM96 239H97V238H96ZM107 239H108V238H107ZM139 239H140L139 236H138V237L135 236V237L131 238V239L129 240V245H131L132 241H134V240H139ZM155 239H156V238H155ZM158 239H159V238H158ZM187 239H188V238H187ZM224 239H225V238H224ZM245 239H246V238H245ZM263 239H264V238H263ZM263 239H262V240H263ZM24 240H25V239H24ZM156 240H157V239H156ZM162 240H163V239H162ZM190 240H191V239H190ZM190 240H189V241H190ZM197 240H198V239H197ZM201 240H202V238H201ZM247 240H248V239H247ZM98 241H100V239H99ZM98 241H97V242H98ZM109 241H110V240H109ZM147 241H149V240H147ZM158 241H159V240H158ZM167 241L169 242V239H168ZM187 241H188V240H187ZM248 241L250 242L251 240H248ZM62 242H63V241H62ZM73 242H74V241H73ZM95 242H96V240H95ZM168 242H166V243H168ZM201 242H202V241H201ZM219 242H221V241H219ZM242 242H243V241H242ZM252 242H253V241H252ZM111 243H114V241L111 242ZM159 243H160V242H159ZM161 243H163V241H162ZM170 243H171V242H170ZM185 243H188V242L185 241ZM189 243H190V242H189ZM194 243H195V242H194ZM207 243H208V242H207ZM6 244H5L4 246H6ZM109 244H110V242L108 243V245H109ZM164 244H165V243H164ZM241 244H242V243H241ZM243 244H244V243H243ZM94 245H95V244H94ZM106 245H107V244H106ZM106 245H105V246H106ZM119 245H120V244H119ZM119 245H118V246H119ZM157 245H158V242H157ZM171 245H173V243H172ZM171 245H170V247H172ZM197 245H198V244H197ZM215 245H216V243H215ZM245 245H247V243H245ZM1 246H2V245H1ZM4 246H2V247H4ZM20 246H21V244H20ZM103 246H104V245H103ZM200 246H201V245H200ZM240 246H241V245H240ZM60 247H61V246H60ZM96 247H97V246H96ZM110 247H111V246H110ZM165 247H166V246H165ZM224 247H225V246H224ZM248 247H249V246H248ZM12 248H13V247H12ZM22 248H23V247H22ZM31 248H32V247H31ZM73 248H74V247H73ZM106 248H107V247H106ZM159 248H161V247L159 246ZM172 248H174V247H172ZM256 248H257V247H256ZM0 249H2V248L0 247ZM83 249H84V248H83ZM103 249H104V248H103ZM153 249H154V248H153ZM170 249H171V248H170ZM206 249H207V248H206ZM210 249H211V248H210ZM214 249H215V248H214ZM216 249H217V248H216ZM229 249H230V248H229ZM244 249H245V248H244ZM261 249H263V248L261 247ZM17 250H18V253L21 255V257L23 258V260H24V261H25V260L28 261V257H30V256H29V255H30L29 252H28V254H27L24 250L21 251V249H19V248H17ZM110 250H111V248H110ZM125 250H126V249H125ZM158 250H159V249H158ZM192 250H196V251H198V252L201 254V250H200L199 248H195V247H194ZM226 250H227V252H228V249H226ZM230 250H231V249H230ZM257 250H258V249H257ZM108 251H109V248H108ZM111 251H112V250H111ZM127 251H128V250H127ZM127 251H126V252H127ZM142 251H143V250H142ZM149 251H150V249H149ZM156 251H157V250H156ZM169 251H170V250H169ZM203 251H205V250H203ZM240 251H241V250H240ZM255 251H256V250H255ZM255 251H253V252H255ZM94 252H95V251H94ZM98 252H100V251H98ZM144 252H145V251H144ZM152 252H153V250H152ZM166 252H167V251H166ZM249 252H252V251H249ZM13 253H14V252H13ZM16 253H17V252H16ZM45 253H46V252H45ZM47 253H48V252H47ZM139 253H140V252H139ZM157 253H158V252H157ZM164 253H165V252H164ZM212 253H213V252H212ZM212 253H211V255H212ZM233 253L235 254V252H233ZM127 254H128V253H127ZM134 254H135V253H134ZM148 254L150 255V254H152V253H148ZM170 254H171V253H170ZM174 254H175V253H174ZM174 254H173V255H174ZM200 254H199V255H200ZM15 255H17V254H15ZM82 255H83V254H82ZM97 255H98V254H97ZM105 255H106V254H105ZM114 255H115V254H114ZM123 255H124V254H123ZM154 255H155V254H154ZM156 255H157V254H156ZM156 255H155L154 257H156ZM159 255H160V254H159ZM199 255H198V256H199ZM228 255H229V254H228ZM228 255H227V256H228ZM116 256H117V255H116ZM170 256H171V255H170ZM189 256H190V255H189ZM214 256H215V255H214ZM234 256H236V254H235ZM17 257H18V256H17ZM83 257H84V256H83ZM110 257H111V256H110ZM135 257H136V256H135ZM159 257H160V256H159ZM165 257H166V256H165ZM167 257H168V256H167ZM179 257H180V256H179ZM201 257H202V256H201ZM81 258H82V257H81ZM121 258H122V257H121ZM121 258H120V259H121ZM170 258H171V257H170ZM173 258H174V257H173ZM173 258H172V259H173ZM202 258H203V257H202ZM104 259H106V258H104ZM115 259H116V258H115ZM172 259H170V260H172ZM210 259H211V258H210ZM219 259H220V258H219ZM228 259H229V258H228ZM56 260H57V259H56ZM95 260H96V259H95ZM110 260H111V258H110ZM121 260H122V259H121ZM126 260H127V258H126ZM126 260H125V261H126ZM175 260H176V259H175ZM177 260H179V258H177ZM119 261H120V260L118 259V263H119ZM160 261H161V260H160ZM212 261H213V260H212ZM212 261H211V262H212ZM215 261H216V260H215ZM41 262H42V260H41ZM55 262H56V261H55L54 259L51 261L52 264H55ZM64 262H65V261H64ZM85 262H86V261H85ZM92 262H94V261H92ZM105 262H106V261H105ZM108 262H109V261H108ZM129 262H130V261H129ZM154 262H155V260H154ZM171 262H173V261H171ZM236 262H237V261H236ZM95 263H96V262H95ZM95 263H94V264H95ZM157 263H158V262H157ZM159 263H161V262H159ZM176 263H177V261H176ZM214 263H215V262H214ZM48 264H49V263H48ZM80 264H81V263H80ZM92 264H93V263H92ZM105 264H106V263H105ZM130 264H131V263H130Z\"/></svg>", "mask_w": 264, "mask_h": 264}, {"label": "snow or ice", "instance_id": "6c2138e0", "mask_svg": "<svg viewBox=\"0 0 264 264\" xmlns=\"http://www.w3.org/2000/svg\"><path fill=\"white\" fill-rule=\"evenodd\" d=\"M104 7L115 9L117 5H113L104 0ZM257 5H250L249 7H256ZM44 5L41 4L43 9ZM61 7V6H58ZM261 11L264 12V0H261L259 5ZM261 33H264V28H261ZM206 52H216V49L212 45V41L209 40L208 44H205ZM220 63H227L226 60H220ZM237 99H240L247 103L248 108L244 111L242 116L231 118H219V123L216 127H209L208 132L215 135L217 129L223 130L229 124H236L244 121L247 117L248 123L245 127H240L236 129V137L234 138L233 147L239 148L241 145L236 143V139H252L255 140L257 137L261 138V142L264 143V62L260 64L258 68L254 67L251 71L247 73V78L245 81L242 94L238 95ZM255 103L256 107H252ZM231 134V133H230ZM175 164L176 161H171ZM259 168L264 170V163H260ZM259 190L264 192V175L260 177ZM146 242L143 238L139 240L132 241L131 245H126L129 247L130 251H138L146 248ZM200 253L196 250H192L190 255L198 256ZM192 264H198V262L193 261Z\"/></svg>", "mask_w": 264, "mask_h": 264}]
</instances>
